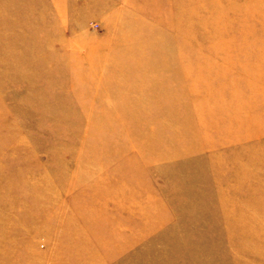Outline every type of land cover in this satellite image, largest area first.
Returning a JSON list of instances; mask_svg holds the SVG:
<instances>
[{
  "label": "rangeland",
  "instance_id": "1",
  "mask_svg": "<svg viewBox=\"0 0 264 264\" xmlns=\"http://www.w3.org/2000/svg\"><path fill=\"white\" fill-rule=\"evenodd\" d=\"M15 1L0 6V34L11 36L0 38V264H264V66H252L264 55L254 50L249 71L236 67L239 100L227 90L218 103L227 111L198 116L219 87H178L177 57L188 65L205 55L157 43L158 33L180 35L178 17L190 12L239 37L260 31L264 0ZM145 44L175 54L171 78L157 76L160 65L149 81L122 69ZM96 92L125 104L123 114Z\"/></svg>",
  "mask_w": 264,
  "mask_h": 264
},
{
  "label": "bare ground",
  "instance_id": "2",
  "mask_svg": "<svg viewBox=\"0 0 264 264\" xmlns=\"http://www.w3.org/2000/svg\"><path fill=\"white\" fill-rule=\"evenodd\" d=\"M17 1L20 2L21 5H23V6L24 5L30 6V4L31 5L42 4V2H44V0H17ZM51 1H52V3H51L52 7L51 8H54V9H57L59 7L60 8L65 7V5L67 3V0H51ZM13 2H16V1L15 0H0V6L1 5H8V3L13 4ZM201 9L204 10V8H201ZM190 14H191V16L190 15L180 16L179 15V17H178L179 19L184 20V21H180V23L178 22L177 30L180 33V35L175 36L174 38H170V39H172V40H170V39H168L166 34H162V32L158 33L157 34V43H162L163 46H167L165 44V41L166 42L171 41L172 47H174V45H175V46H177V48L178 47L179 48L185 47V46L192 47L194 45L195 49H194V52L192 55H194L196 57H198L199 55H205V58H202V57L199 58V60L203 59L202 62L199 61L197 63H193L194 65L193 64L185 65L183 63V59L185 58V55L181 51L178 52L177 58L183 67L181 68L182 71H180L179 66H178V76L181 75V79H180L179 83H177L176 85H178V87H179V85L180 86L186 85L190 90H195V92L198 94L200 92L202 94L210 93L209 90L205 89L208 86H210V87H211V85L218 86L219 88L216 87L218 89L215 92V95H214L215 97L213 98L214 99V105L205 106L204 114L201 112L200 114H197V115L198 116H200V115L204 116L206 114H211L212 108H215V109L219 108L218 110L221 113H215L217 116H219L220 114H222L226 110L225 106L219 105L218 103H224V101H225L224 100V94L227 92V90L231 91L228 93V95L232 94V97H231L232 99L237 101L240 98L238 96H240V93L242 92L241 86H243L242 85L243 78H242V76H239V72L236 69V67L240 68V70H241L240 73H244L247 70L249 71L250 63L248 61H250L249 59L252 58V56L254 54V50H257V52L255 54H257V53L259 54L262 52L264 55V27H263L264 25H262L260 23L261 29H259V30L261 32L258 31V29H256V28H254L253 31H248V30L244 31V29L246 27H243L242 31L238 30V33L242 34L239 37V36H236L234 34L236 31H232L234 29L228 23L227 24H221L217 20H214V19L210 20L209 19L211 22L212 21L214 22V23L212 22L214 27L211 28L207 25L208 20H207V23L204 24V22H206V20H205L206 17H204L203 15H199L200 13L199 14L196 13L195 15H193V13L190 12ZM259 15H261V16H258V17L262 18L261 22H263L264 21V15H262L261 13ZM64 17L67 19L66 16H61V15L58 16V21L60 22V25H63L62 21L65 20ZM190 19L197 21L196 26H199L198 28H200L199 35H197V33H196V35H193L194 27L192 24H194V23H188ZM115 21L122 26L124 25L123 18L115 19ZM118 24H117V26H119ZM227 25H228V28H230L231 30L224 28ZM239 26H241V25H239ZM203 28H204V30H203ZM196 30H197V28H196ZM181 33H183V34H181ZM184 34H191L192 36L182 37ZM260 35H261V40L259 38ZM4 37L10 38L11 36L8 34H4V35L0 34L1 39ZM23 37H27V35L20 36V37H18V39L21 38V40H22ZM46 38H47L46 33H44L42 35L38 34L36 37V39H38L40 41H42L43 39H46ZM246 40L247 41L255 40V42H258L260 40V42H261L260 44H262V45H260V47L255 46L254 48H250L253 45H251V44L247 45L245 43ZM47 43H49V45H50L49 40ZM87 44L88 45L86 46L85 51L88 52L89 50H93V47L95 45L93 46V44H89V43H87ZM225 45H227V47H225ZM144 46H145L144 48L139 47L135 50L137 55H138V62L134 65H125L122 67V69H124V70L127 69V70H131V71H140L142 75L138 76V77H140L143 80L149 81V80H151L149 78V75L152 77L151 74L157 69V66L159 67V65H160L161 68L164 70V73L158 74L157 76L159 78H162V79L171 78V76L174 75V71L177 70L175 64H173L171 62V59H172V57H175V54L171 50H168V49L165 50L164 53H162L161 51H158L157 48L150 47V49H149L148 45H146V44ZM82 48H84V46ZM68 50H69V48H68ZM24 51L26 53L30 52V51L32 52V49L25 48ZM70 51H72V50H70ZM248 54H251V56H248ZM85 56H88V58H89L88 54H85ZM207 57H208V59H207ZM101 60H102V58L98 59V61H99L98 63L88 62L87 69H89L91 71V73H92V71H94V72L101 71V70H99V63ZM230 61L231 62L234 61V63H232L231 66H228V63ZM260 64H262L264 66V62L255 63L252 65L253 69L262 68V66H260ZM150 65H152L154 67H150ZM167 67L170 70H172V72ZM189 70L191 71V73L189 72ZM71 71H75V69L72 68ZM251 71L252 70H250V72ZM145 72H149L150 74H146ZM138 77L135 80H133L132 82H130V84L135 89H137V90L139 89L138 92H140L141 86H140V81H139ZM183 77H186L184 84L181 83ZM260 78L261 77L258 78V80H260L259 85L264 82V79H262V78H264V74H263L262 78L261 79ZM224 80H227V83L224 84ZM126 81H128V80H124V82H126ZM240 81H242V82H240ZM236 83H238L239 86H236L237 85ZM214 88H215V86H214ZM148 90L151 92V94L155 93L153 88H149ZM138 92H135V95L131 98V100L133 99L135 101H140V103H143L146 96H144L142 94H138ZM168 94L162 96L163 99L164 100H170V99L173 100V98L170 95V94H173V91H171L169 95ZM94 97L99 98L101 101L105 102V104H107L106 106L111 110V113L113 116L114 115L119 116L121 113L123 114V109L126 107V105L121 104V103L118 104L117 99L106 98V97L103 99V96L99 92H96V94H94ZM193 103L198 104V100L195 99ZM223 116H224V120L227 122L226 115L223 114ZM133 117H136V114H134ZM205 125L206 124H204V122H202L201 117H200L199 118V124L197 126L203 128ZM177 127L178 126L176 125V126L171 127L170 129H176ZM210 134H211V132H210ZM91 190H93V189H91ZM93 196H94V194H93Z\"/></svg>",
  "mask_w": 264,
  "mask_h": 264
}]
</instances>
